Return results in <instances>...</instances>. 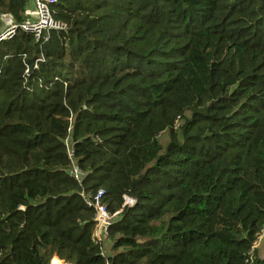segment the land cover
Returning a JSON list of instances; mask_svg holds the SVG:
<instances>
[{"label": "trees", "instance_id": "obj_1", "mask_svg": "<svg viewBox=\"0 0 264 264\" xmlns=\"http://www.w3.org/2000/svg\"><path fill=\"white\" fill-rule=\"evenodd\" d=\"M51 9L66 31L0 44V264H264V0ZM99 189L105 254L81 195Z\"/></svg>", "mask_w": 264, "mask_h": 264}, {"label": "built area", "instance_id": "obj_2", "mask_svg": "<svg viewBox=\"0 0 264 264\" xmlns=\"http://www.w3.org/2000/svg\"><path fill=\"white\" fill-rule=\"evenodd\" d=\"M57 1L58 0H27L23 13L24 19L21 22H16L14 17L10 14L3 15L2 20L4 21L5 27L0 33V44L12 40L18 33L22 32L32 35L35 41L40 44V47H42L44 43L51 39L54 31H66L68 26L63 22L56 20L51 9L52 5ZM26 58L27 55L25 54L24 59ZM44 60L45 57L41 54L40 58L33 63L34 69H38L39 62ZM31 68L30 64H26L25 72L28 76L30 75ZM66 145L72 163L69 174L80 185H83L85 172L79 167L75 160V153L69 138L66 140ZM103 194V189H99L95 194L87 193L85 190L81 193L86 205L95 210V228L92 239L96 244L100 245L102 254H105L103 241L108 239L110 227L113 224L115 216L119 212L114 214L109 212L107 206L102 202ZM125 204L132 206L135 204V201L132 198L125 196ZM263 236L264 229L258 234L254 247H257L258 242Z\"/></svg>", "mask_w": 264, "mask_h": 264}, {"label": "rangeland", "instance_id": "obj_3", "mask_svg": "<svg viewBox=\"0 0 264 264\" xmlns=\"http://www.w3.org/2000/svg\"><path fill=\"white\" fill-rule=\"evenodd\" d=\"M1 25H3L2 17H0V26ZM103 245H104L105 253H108L109 252L110 241L104 240L103 241ZM257 248H258V253H259L260 257H263L264 256V236L258 242Z\"/></svg>", "mask_w": 264, "mask_h": 264}, {"label": "crops", "instance_id": "obj_4", "mask_svg": "<svg viewBox=\"0 0 264 264\" xmlns=\"http://www.w3.org/2000/svg\"><path fill=\"white\" fill-rule=\"evenodd\" d=\"M4 27H5V24H4V21H3V25L0 26V33L3 31Z\"/></svg>", "mask_w": 264, "mask_h": 264}]
</instances>
